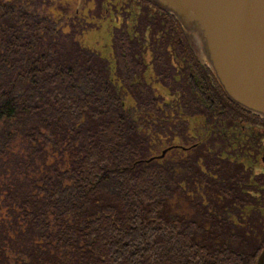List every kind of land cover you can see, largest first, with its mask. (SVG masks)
<instances>
[{"label":"trees","instance_id":"obj_1","mask_svg":"<svg viewBox=\"0 0 264 264\" xmlns=\"http://www.w3.org/2000/svg\"><path fill=\"white\" fill-rule=\"evenodd\" d=\"M98 3L0 0V264H255L256 152L185 110L191 61L179 83L162 61L118 80ZM140 7L135 47L149 41ZM173 143L197 145L157 156Z\"/></svg>","mask_w":264,"mask_h":264},{"label":"flooded vegetation","instance_id":"obj_2","mask_svg":"<svg viewBox=\"0 0 264 264\" xmlns=\"http://www.w3.org/2000/svg\"><path fill=\"white\" fill-rule=\"evenodd\" d=\"M96 2H99L98 5L104 14L113 18L105 20L110 31L106 38L109 42L103 44L106 47L104 61L106 68L108 66L111 73L116 75L115 72L118 71L122 74L121 77L116 75L118 80L135 79V61H150L154 71L162 61L163 67L175 70L173 74L176 77V82L179 83V78L184 76L186 71L184 68L186 61H191L194 66L193 73L190 74L194 95L190 96V104L186 106L185 110L189 108L191 111L189 114L196 115V119L200 122L199 129L202 128V123L206 122L208 133L221 136L224 140L223 147L227 144L230 146L237 144L241 145L243 149L255 151L256 159L264 168L262 159L264 156V117L236 105L228 99L211 69L207 65L201 64L195 57L182 28L178 31L175 23L171 21V17H173L171 14L149 0H96ZM135 3L141 5L140 11L145 15V18L149 19L144 28L145 32L149 28V34L145 37L149 41L137 47H135V32L137 31L135 30ZM173 19L175 18L173 17ZM166 22L169 24L168 27H162L161 25ZM173 23L175 27L171 26ZM162 28L166 31L167 37L161 31ZM154 37L159 39L156 45L150 44ZM113 40L116 43H112ZM186 46L190 48L192 56H188ZM140 48H142L141 53L144 57L136 59L135 50L139 55ZM111 56L114 58H110ZM112 61L117 63L116 67L112 65ZM169 89L167 97L171 100L178 91L176 88L172 94ZM182 120L185 121L184 118ZM195 145L197 143L191 145L173 143L165 148L170 147L167 151L172 149L188 150Z\"/></svg>","mask_w":264,"mask_h":264},{"label":"water","instance_id":"obj_3","mask_svg":"<svg viewBox=\"0 0 264 264\" xmlns=\"http://www.w3.org/2000/svg\"><path fill=\"white\" fill-rule=\"evenodd\" d=\"M149 1L176 19L228 99L264 117V0ZM255 264H264V246Z\"/></svg>","mask_w":264,"mask_h":264}]
</instances>
